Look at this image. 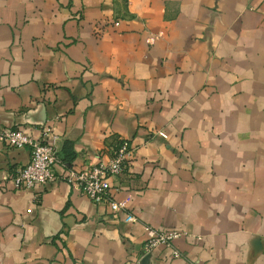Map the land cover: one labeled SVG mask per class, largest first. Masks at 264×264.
I'll return each mask as SVG.
<instances>
[{"label":"crops","instance_id":"1","mask_svg":"<svg viewBox=\"0 0 264 264\" xmlns=\"http://www.w3.org/2000/svg\"><path fill=\"white\" fill-rule=\"evenodd\" d=\"M0 128L61 161L15 190L30 150L0 143V264H264V0H0ZM120 141L114 217L66 177Z\"/></svg>","mask_w":264,"mask_h":264},{"label":"built area","instance_id":"2","mask_svg":"<svg viewBox=\"0 0 264 264\" xmlns=\"http://www.w3.org/2000/svg\"><path fill=\"white\" fill-rule=\"evenodd\" d=\"M152 41L153 39L150 38ZM159 135L164 136L163 133ZM60 138L44 132L41 138H33L23 130L0 128V143L14 149L28 148L31 159L28 165L16 171L10 177L15 190H32L37 186L54 180V168L61 164L56 148ZM135 154V149L126 141H120L107 161L90 166L81 172H70L66 180L80 190L95 206L107 205L114 217L126 210L127 201H116L112 198L111 189L119 187V178L126 171ZM180 236L176 231L157 230L149 227L144 244L145 256L164 247L172 251L174 258L181 254L174 248V240ZM137 264H142L138 262Z\"/></svg>","mask_w":264,"mask_h":264}]
</instances>
